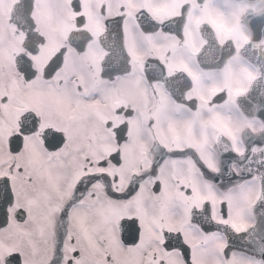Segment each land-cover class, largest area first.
<instances>
[{"label": "snow or ice", "instance_id": "6c2138e0", "mask_svg": "<svg viewBox=\"0 0 264 264\" xmlns=\"http://www.w3.org/2000/svg\"><path fill=\"white\" fill-rule=\"evenodd\" d=\"M67 54L58 50L42 77L18 57L29 100L0 89V264H264V218L252 221L264 206V173L166 139L168 114L122 104L117 123L81 111L83 85L60 75ZM222 92L213 99L227 104L232 94ZM252 155L264 165V145Z\"/></svg>", "mask_w": 264, "mask_h": 264}, {"label": "flooded vegetation", "instance_id": "af4514ba", "mask_svg": "<svg viewBox=\"0 0 264 264\" xmlns=\"http://www.w3.org/2000/svg\"><path fill=\"white\" fill-rule=\"evenodd\" d=\"M19 2L0 0V89L7 88L15 98H31L19 87V56L27 57L42 77L58 50L67 49L60 75L79 79L84 100L77 107L97 120L115 119L119 123L114 113L122 104L135 108L141 116L159 111L169 116L166 139L171 136L178 144L193 145L202 151L206 146L214 149L217 135L229 139L233 149L243 151L244 131L260 134L264 129L261 121L242 114L236 103L243 94L237 93L250 82L241 70L252 71L239 55L246 43L244 38L248 41L251 37L241 19L250 9L257 12L262 6L228 0H33L31 34L40 38L33 51L25 47L29 41L27 30L11 21L12 9ZM28 3H24V14L29 11ZM77 3L82 11L79 18L74 8ZM184 11L187 14L182 27L178 18ZM108 20H121L125 53L116 48L108 52L101 45ZM82 31L91 38L85 47H81L85 40ZM113 35L109 43L115 46L118 39ZM212 38L219 48L230 45L235 49L228 63L230 71L212 69ZM109 54V65L104 68ZM124 62L127 71L121 69ZM221 88L222 95L229 91L232 94L227 104L213 99ZM172 114H176L175 119Z\"/></svg>", "mask_w": 264, "mask_h": 264}, {"label": "water", "instance_id": "95a60500", "mask_svg": "<svg viewBox=\"0 0 264 264\" xmlns=\"http://www.w3.org/2000/svg\"><path fill=\"white\" fill-rule=\"evenodd\" d=\"M249 24L255 34V41L251 47L249 46V50L251 52V55L249 56H251L250 58L258 66V68L261 69V74L259 76V79L254 83L252 89L249 92V101L246 110H251L249 112L254 114V107H259L258 111H256V115L262 117L264 115V14L252 17L249 20ZM253 159L252 163H249V165H245V173L250 168H259L260 171L264 173V165L256 163L258 157L253 156ZM258 213L260 215V219L264 218V206L258 208ZM260 227H264V225H261Z\"/></svg>", "mask_w": 264, "mask_h": 264}, {"label": "bare ground", "instance_id": "6f19581e", "mask_svg": "<svg viewBox=\"0 0 264 264\" xmlns=\"http://www.w3.org/2000/svg\"><path fill=\"white\" fill-rule=\"evenodd\" d=\"M249 32H250V31H249ZM250 34H251V33H250ZM229 164H230V165H233V164H234L235 167H239V166L237 165V164H238L237 160H233V158L230 159Z\"/></svg>", "mask_w": 264, "mask_h": 264}, {"label": "rangeland", "instance_id": "374dc122", "mask_svg": "<svg viewBox=\"0 0 264 264\" xmlns=\"http://www.w3.org/2000/svg\"><path fill=\"white\" fill-rule=\"evenodd\" d=\"M214 1V0H213ZM216 1V0H215ZM235 63V61H233V64ZM239 63H242L241 61H239ZM253 73V70L251 71Z\"/></svg>", "mask_w": 264, "mask_h": 264}]
</instances>
